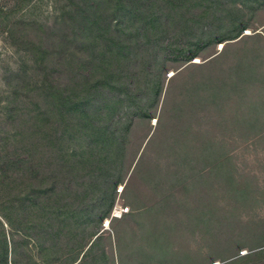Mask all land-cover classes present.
Returning a JSON list of instances; mask_svg holds the SVG:
<instances>
[{"label": "rangeland", "instance_id": "obj_1", "mask_svg": "<svg viewBox=\"0 0 264 264\" xmlns=\"http://www.w3.org/2000/svg\"><path fill=\"white\" fill-rule=\"evenodd\" d=\"M250 3L224 0L218 35L191 62L161 66L158 106L136 120L120 168L107 166L119 171L109 189L99 182L88 196L79 182L68 195L63 183L80 167L73 152L89 150L77 139L58 144L34 85L44 82L31 23L53 21L55 0H0V264H264V4ZM217 4L200 5L211 6L204 22ZM254 70L255 89L244 83ZM54 77L68 74L59 66ZM188 147L222 156L176 161ZM18 150L27 157L20 169L9 161Z\"/></svg>", "mask_w": 264, "mask_h": 264}, {"label": "trees", "instance_id": "obj_2", "mask_svg": "<svg viewBox=\"0 0 264 264\" xmlns=\"http://www.w3.org/2000/svg\"><path fill=\"white\" fill-rule=\"evenodd\" d=\"M212 1L219 4L215 14L204 22L202 14L211 6L201 10L200 5ZM251 1V6L264 4V0ZM26 7L31 11L32 6ZM238 9L246 13L247 3ZM226 12L224 0H55L53 21L36 23L37 27L31 23L32 60L44 82L36 81L34 85L43 92L47 113L44 119H51L59 145L72 143L64 138L77 139L84 151L89 150L79 156L73 152L72 162L80 167L63 183L68 195L76 182L80 184L79 194L88 196L99 182L105 189L109 187L119 171L111 172L107 166L120 168L136 120L150 119V110L158 106L163 90H158L157 83L161 66L180 56L187 63L195 59L198 51H193L204 43V38L218 35L228 18ZM9 26L11 36L16 29ZM224 41L219 39L220 43ZM190 65L174 79L209 64ZM59 66L68 74L65 82L54 77ZM260 68L264 70L261 62L262 71ZM260 81L254 70L244 83L255 89ZM186 110L187 107L177 109L182 117ZM189 140L192 137L188 133L186 142ZM176 151V161L184 163L222 156L221 152L192 147ZM15 155L9 161L20 169L27 157L19 150ZM84 185L87 187L83 189Z\"/></svg>", "mask_w": 264, "mask_h": 264}, {"label": "water", "instance_id": "obj_3", "mask_svg": "<svg viewBox=\"0 0 264 264\" xmlns=\"http://www.w3.org/2000/svg\"><path fill=\"white\" fill-rule=\"evenodd\" d=\"M195 63H200L199 61H196Z\"/></svg>", "mask_w": 264, "mask_h": 264}, {"label": "bare ground", "instance_id": "obj_4", "mask_svg": "<svg viewBox=\"0 0 264 264\" xmlns=\"http://www.w3.org/2000/svg\"><path fill=\"white\" fill-rule=\"evenodd\" d=\"M109 224V222H107Z\"/></svg>", "mask_w": 264, "mask_h": 264}]
</instances>
